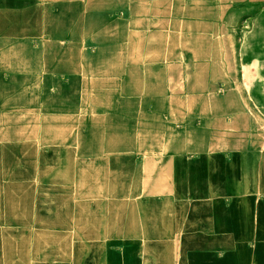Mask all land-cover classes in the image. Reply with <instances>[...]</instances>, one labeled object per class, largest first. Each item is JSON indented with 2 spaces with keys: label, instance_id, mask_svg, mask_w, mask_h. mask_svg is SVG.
I'll list each match as a JSON object with an SVG mask.
<instances>
[{
  "label": "rangeland",
  "instance_id": "obj_1",
  "mask_svg": "<svg viewBox=\"0 0 264 264\" xmlns=\"http://www.w3.org/2000/svg\"><path fill=\"white\" fill-rule=\"evenodd\" d=\"M263 42L264 0H0V236L70 205L76 178L123 145L147 154L219 133L228 154L255 139ZM121 163L109 187L129 197L139 174ZM219 168L179 167L178 191L205 201L197 221L236 218L214 200Z\"/></svg>",
  "mask_w": 264,
  "mask_h": 264
},
{
  "label": "crops",
  "instance_id": "obj_2",
  "mask_svg": "<svg viewBox=\"0 0 264 264\" xmlns=\"http://www.w3.org/2000/svg\"><path fill=\"white\" fill-rule=\"evenodd\" d=\"M252 66L247 95L260 116L255 139H238L228 154L221 152L219 133L147 154L123 145L76 178L70 205L1 235L0 264H264V217L256 216L259 208L264 216V56ZM133 160L139 190L126 197L109 186L114 177L121 180L120 163L129 167ZM184 161L220 165L214 200L236 218H193L205 201L187 186L178 191ZM83 182L86 198L78 194ZM79 203L88 207L89 230L78 225ZM250 211V218L240 217Z\"/></svg>",
  "mask_w": 264,
  "mask_h": 264
}]
</instances>
